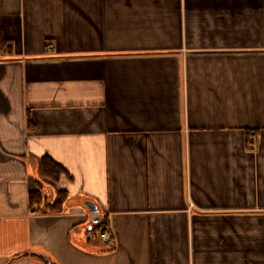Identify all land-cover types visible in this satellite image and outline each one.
Segmentation results:
<instances>
[{
    "label": "crops",
    "instance_id": "obj_1",
    "mask_svg": "<svg viewBox=\"0 0 264 264\" xmlns=\"http://www.w3.org/2000/svg\"><path fill=\"white\" fill-rule=\"evenodd\" d=\"M0 264H264V0H0Z\"/></svg>",
    "mask_w": 264,
    "mask_h": 264
},
{
    "label": "trees",
    "instance_id": "obj_2",
    "mask_svg": "<svg viewBox=\"0 0 264 264\" xmlns=\"http://www.w3.org/2000/svg\"><path fill=\"white\" fill-rule=\"evenodd\" d=\"M41 169L44 175L53 182H56L60 173L64 171L60 165L48 159H43L41 161ZM66 199L67 194L65 191L57 190L55 191V197L52 200H48L47 197L42 194L41 188H39L30 194V206L32 211L37 213H62ZM101 224L102 222L97 223L93 229L100 230Z\"/></svg>",
    "mask_w": 264,
    "mask_h": 264
},
{
    "label": "water",
    "instance_id": "obj_3",
    "mask_svg": "<svg viewBox=\"0 0 264 264\" xmlns=\"http://www.w3.org/2000/svg\"><path fill=\"white\" fill-rule=\"evenodd\" d=\"M85 205L88 207V209H89V211L91 212V214H92V217H91V220H92V222L93 223H97V222H99V220H100V215L98 214V208H97V206H96V204L94 203V202H92V201H90V200H87L86 202H85ZM92 227H90V229H91Z\"/></svg>",
    "mask_w": 264,
    "mask_h": 264
},
{
    "label": "built area",
    "instance_id": "obj_4",
    "mask_svg": "<svg viewBox=\"0 0 264 264\" xmlns=\"http://www.w3.org/2000/svg\"><path fill=\"white\" fill-rule=\"evenodd\" d=\"M99 238L103 241L110 243L112 241V231L104 230L99 233Z\"/></svg>",
    "mask_w": 264,
    "mask_h": 264
},
{
    "label": "rangeland",
    "instance_id": "obj_5",
    "mask_svg": "<svg viewBox=\"0 0 264 264\" xmlns=\"http://www.w3.org/2000/svg\"><path fill=\"white\" fill-rule=\"evenodd\" d=\"M94 234H97V235H98V229H94V230L92 231V233H90L91 236H93Z\"/></svg>",
    "mask_w": 264,
    "mask_h": 264
}]
</instances>
